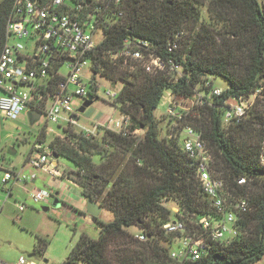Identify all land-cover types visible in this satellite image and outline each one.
<instances>
[{
	"label": "trees",
	"instance_id": "1",
	"mask_svg": "<svg viewBox=\"0 0 264 264\" xmlns=\"http://www.w3.org/2000/svg\"><path fill=\"white\" fill-rule=\"evenodd\" d=\"M14 1L0 0V54ZM117 13L98 17L104 37L90 55L89 95L97 97V74L112 84L121 82L111 103L120 114L130 116L127 133L99 125L96 135H86L69 123L62 136L49 142L54 154L75 165L69 177L82 194L111 210L114 217L104 222L99 215L92 216L99 236L82 232L62 264H179L170 257L172 235L163 228L172 213L168 203L177 205L175 217L189 225L192 214L212 211L192 158L182 148L183 126L201 133L212 155L213 174L251 204L244 215L243 234L228 244L213 242L194 264L260 262L264 258V95L237 123L223 124L222 107L226 98L248 96L260 86L264 94V0H122ZM142 42L148 47L138 45ZM137 45L145 56L161 58L166 67L149 72L144 59L113 56ZM211 76L228 80L224 93L214 96L211 104H195L178 120L179 130L171 137L163 135L162 120L154 113L163 93L170 90L175 97L195 98L197 92L214 87ZM61 79L56 76L52 85ZM33 108L42 113L41 108ZM241 176L247 179L244 185L237 182ZM132 225L145 232L146 240L128 230ZM47 243L39 238L41 248Z\"/></svg>",
	"mask_w": 264,
	"mask_h": 264
},
{
	"label": "built area",
	"instance_id": "2",
	"mask_svg": "<svg viewBox=\"0 0 264 264\" xmlns=\"http://www.w3.org/2000/svg\"><path fill=\"white\" fill-rule=\"evenodd\" d=\"M121 2L122 0H15L7 22V40L0 54V114L9 119H17L23 112L34 110L35 106L41 108V114L46 116L47 121L66 125L72 123L86 135H96L98 124L86 127L78 122L79 113L75 109L74 99L89 95L84 70L88 66L93 74L90 55L97 46L98 31L103 33L98 17L103 12L118 14L117 8ZM25 38L32 42L30 47L27 42L22 41ZM142 44L148 47L145 42L138 45ZM138 45L126 46L122 53H115L113 56L126 55L144 59L145 68L149 72L166 67V63L158 56L152 53L145 56ZM65 64L68 67L67 74L62 72ZM175 68L179 69L178 66ZM56 76L62 79L52 85ZM262 90L263 86H260L248 96L226 98L222 107L223 124L245 119L256 99L264 95ZM224 91L225 89L214 86L197 92L195 98H181L166 90L161 102L167 105L166 114L175 119L170 129L168 127V136L171 137L173 131L179 130L178 120L189 113L195 104L205 101L211 104L214 96H220ZM106 93L110 99H114L119 90L108 89ZM129 125L130 116L121 114L114 125L107 127L126 134ZM183 133L185 137L181 139ZM180 141L183 150L192 158L196 175L203 192L210 200L212 211L201 216L192 214L189 225L184 219L175 217L174 213H179V210L173 203L174 206H170V219L164 223L163 228L172 235L170 257L179 264H194L208 253L213 242L228 244L243 234L244 215L250 210L251 204L246 196L230 190L224 178L213 174L210 166L212 155L200 132L190 126H183ZM53 155L49 142L38 137L26 157V163L34 170L25 172L0 165L2 189L7 190L8 182L34 180L37 176L35 169H41L54 178L61 176ZM261 162L264 164V140ZM237 182L244 185L247 179L241 176ZM53 194L51 189H37L32 193V198L44 201ZM6 202L7 198L0 199V204ZM18 209L24 210L25 204H19ZM135 236L140 240L147 238L142 229ZM0 264L38 263L21 255L15 262L0 260Z\"/></svg>",
	"mask_w": 264,
	"mask_h": 264
},
{
	"label": "rangeland",
	"instance_id": "3",
	"mask_svg": "<svg viewBox=\"0 0 264 264\" xmlns=\"http://www.w3.org/2000/svg\"><path fill=\"white\" fill-rule=\"evenodd\" d=\"M103 37V33L98 31L96 39L99 41ZM22 41L27 42L28 47L32 45V42L27 40V38ZM62 72L67 74L68 67L66 64L63 66ZM84 75V80L89 88V81L92 77L90 67L87 66L85 68ZM211 78L214 81L215 87H220L222 89L228 88V80L224 77L211 76ZM95 81L98 83V98L89 107L99 109L109 107L111 110H109L108 115L113 121L112 125H114V122L121 117V114L111 103V99L106 92L108 89L120 90L122 83L118 82L112 84L100 74L96 75ZM84 98H86V96ZM84 98L76 97L74 99L75 109L78 110L84 102ZM166 111L167 105L162 101L154 112L155 116L162 120L160 125L163 128V135L167 134L168 127L170 129L171 124H173L175 120L169 117ZM78 113V122L80 124L86 127H91L93 125V116H90L88 111L85 110L84 112ZM0 126V139L6 141V144H8L4 149L6 158L2 159L0 157V165L12 168L14 165L20 167L22 160H24L25 153L38 137L50 142L53 137L57 135L62 136L63 127L66 126V123L58 124L47 121L44 114H41L38 119L33 120L29 113H22L17 119H9L5 117L4 114H0ZM75 127L77 128L76 125ZM184 137L185 133L182 134L181 139ZM16 138H18L17 140H21L17 145H13L15 148L14 151H11V145ZM1 153L3 154L2 149H0V154ZM57 160V168L60 170L62 176L70 179L69 172L72 170L76 171L75 165L63 156H59ZM35 171L37 176L34 181H29L28 183L19 182L15 192L10 196L6 189H2L3 184L0 183V199L5 200L7 198L5 204H0V260L6 263H12L15 262L19 256L25 255L38 264H62L68 256L72 246L79 239L80 234L85 232L91 238H97L100 233L99 227L94 218L88 213L87 209L77 204V199L80 196L79 192H81L79 186H74V184H71L66 178H61L62 182L69 188L67 192L73 194H65V198L73 203V205L68 201H59L56 205V188L51 186L53 185L51 184L53 177L49 174L45 176L41 169H35ZM11 184L12 182H8L6 187H10ZM37 189H51L54 191V194L47 200L35 201L32 198V193ZM74 195H76V197ZM22 203L25 204V209L20 211L18 206ZM168 206H174L173 202H169ZM113 217L114 213L111 210L107 208L101 209L99 214L101 221L108 222L111 221ZM128 230L136 234L140 232L141 228L132 225ZM40 237L48 240L47 245L43 248L39 245ZM78 264L86 263L80 261ZM255 264H264V258Z\"/></svg>",
	"mask_w": 264,
	"mask_h": 264
},
{
	"label": "crops",
	"instance_id": "4",
	"mask_svg": "<svg viewBox=\"0 0 264 264\" xmlns=\"http://www.w3.org/2000/svg\"><path fill=\"white\" fill-rule=\"evenodd\" d=\"M109 110H111L109 107L105 108V109H99V108H95V107H88L86 109V111H88V114L90 116H93L92 117L93 118L92 119L93 120V122H92L93 124L105 125V126L111 127V124H112L113 121L111 120L110 116L108 115L109 114L108 113ZM23 113L26 114V113H29V112H23ZM17 139L18 138H16L14 140V143L11 145V151H14V148H15L14 146L17 145V143H19V141L21 140V139L20 140H17ZM7 145L8 144H6V141L0 140V149L3 150V154L2 153H1L2 155L0 154V157L2 159L6 158L4 149L6 148ZM30 150H31V147L25 153L24 160H22V162L20 164V167H17V165H14L12 168L17 169V170H24L25 172H31L33 170V168H31V166L26 163V157H27V154L30 152ZM54 162H57V165H58V160L57 159H55ZM46 174L47 173L44 172L45 176H46ZM61 178H66V180H69L71 184H74V186H78V185L74 181L69 179L68 177L62 176V174H61V176H58V177H55V178L53 177V179H52V183L51 184H53V185H51V186H54L56 188L55 195H57L56 198L58 199V201H60V202L61 201H65V202L68 201L69 203H71L68 199L65 198L66 197L65 194H70L71 195L72 193L67 192V190L69 188H68V186H66V184L64 182H62ZM33 181L34 180H32V182ZM28 182H24V183H28ZM17 184H18V182H12L10 187H7L9 196L12 195L15 192ZM79 193H80V196L78 198L79 200L77 199V201H78L77 204H79V206H82L83 208L87 209V198L82 194V192H79ZM74 196L76 197V195H74ZM71 204L73 205V203H71Z\"/></svg>",
	"mask_w": 264,
	"mask_h": 264
},
{
	"label": "water",
	"instance_id": "5",
	"mask_svg": "<svg viewBox=\"0 0 264 264\" xmlns=\"http://www.w3.org/2000/svg\"><path fill=\"white\" fill-rule=\"evenodd\" d=\"M72 60V59H70ZM98 97L93 98L91 95H88L82 105L78 108V112H84L89 106L93 104V102L97 99ZM33 120L38 119L41 116L40 112H37L36 110H31L29 112ZM74 119H77V115L74 116ZM55 159H57L59 156L57 154L53 155ZM57 165V162H55ZM59 203L58 199H55V204L57 205ZM102 207L92 198H87V211L90 213L92 216H98L101 212ZM32 256V255H30Z\"/></svg>",
	"mask_w": 264,
	"mask_h": 264
}]
</instances>
